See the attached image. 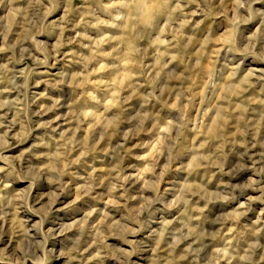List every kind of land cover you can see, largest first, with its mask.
Instances as JSON below:
<instances>
[{
	"label": "clouds",
	"instance_id": "obj_1",
	"mask_svg": "<svg viewBox=\"0 0 264 264\" xmlns=\"http://www.w3.org/2000/svg\"><path fill=\"white\" fill-rule=\"evenodd\" d=\"M0 264H264V0H0Z\"/></svg>",
	"mask_w": 264,
	"mask_h": 264
}]
</instances>
